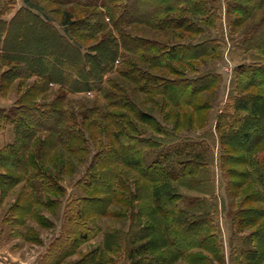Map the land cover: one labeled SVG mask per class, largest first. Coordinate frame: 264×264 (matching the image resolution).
<instances>
[{"label":"trees","instance_id":"trees-1","mask_svg":"<svg viewBox=\"0 0 264 264\" xmlns=\"http://www.w3.org/2000/svg\"><path fill=\"white\" fill-rule=\"evenodd\" d=\"M16 1L0 0V57L8 61L15 58L8 45L11 38L16 44L25 41L24 35L15 37L12 34V28L16 23L21 21L27 23V20L21 19L23 16L24 19L31 18L45 25L44 17L28 7L22 8L11 20L6 19L5 16L14 10ZM55 1L71 4L78 0ZM212 1L214 5L216 0ZM212 1L79 0L78 2L84 7L101 9L100 12L98 11V16L89 15L87 20L80 22L74 19L72 13H67L64 23L73 37L75 35L72 34V29L85 25L80 31L85 33V38L91 39L95 34L104 32V27L94 24L93 26L90 16L100 20L108 17L130 52L148 50L152 53L156 50L163 58L165 56L176 60L177 56L173 54L181 50V53L194 52L196 54L194 59H197L213 53L216 46L214 44L188 47L165 46L148 38L132 35L127 29L135 25H148L163 30L170 23L183 29L182 23L185 18L164 19L163 14L167 10L178 11L175 9L181 4H186L199 12L206 11L212 6ZM229 1L230 13H239L245 20L252 18L256 11L264 9V0ZM147 3L154 8L150 11L144 8L143 5ZM147 11L148 14L144 15L143 13ZM47 28L53 32L56 42L61 44L60 47L58 44L56 46L58 52L43 53V56L32 59L33 64L39 63L41 68L38 65L32 67L28 66V63H23L22 66L27 69L22 73H26L28 78L39 76L45 81L44 86L57 84L63 90L93 89L99 86L98 83L102 82L104 76L95 75V69L103 74L108 72L107 65L98 66V61L95 62L96 64L93 62L97 60L99 53L95 50L86 54L58 29L52 26ZM83 33H81L82 37ZM262 37H264V18L239 46L246 52L259 51L264 55V45L258 43ZM107 39L110 41L107 43L105 39V44L115 46L116 39L113 34L107 36ZM204 48L210 52L208 53ZM161 56L154 59L158 62L163 59L160 58ZM13 64L15 62H12ZM11 71L9 73L13 81L21 77L16 75L13 68ZM236 71L242 76L241 80L246 82L244 86H237V89L242 90L243 93H248L251 89H264V64H244ZM210 79L207 75L195 79L165 78L159 80L161 84L158 89L166 96H178L189 90L193 94H199L210 87L207 86ZM203 82L205 85H202ZM48 89V87L45 89L42 87L41 90L33 88L34 92L37 90L38 96ZM189 101L185 104L189 105ZM231 101L235 103L234 109L229 112L230 114L221 116L223 124L218 128L220 131L223 128L226 130L221 132L224 144L231 136L237 139L238 146L244 148L246 162L250 168L242 172L243 180H230L229 187L231 191H239L244 190L245 186L251 183L258 186L262 192L255 200L244 199L241 208L232 219L233 225L236 224L240 230L236 228L233 234L230 259L232 264H264V94H244L231 98ZM32 105L23 104L11 111L0 109V132L8 124H13L15 127L14 143L0 149V209L6 203L9 194L22 183H26L32 191V197L27 195V190L21 193L4 219V223L11 221L21 226L25 224V217L33 211L34 206L50 208L62 204V200L51 198L53 195L66 194L67 191L44 165L46 158L55 155L59 149L70 151L75 139L74 134L78 132L71 124L73 117H69L64 109ZM42 134H46V137ZM159 137H133L124 134L117 138V145H111L94 156L87 173L77 184L84 192V196L68 201L61 234L51 244L39 264H63L70 256L75 255L81 245L96 238L102 231L97 226L91 227L89 221L96 217H109L115 204H127L131 208L130 228L127 231H111L106 235L104 249L96 250L77 264L91 263L90 259L97 253L104 257L106 254L119 251L124 252L127 264H177L180 261H186L188 264L225 263L221 230L215 220V215L219 212V200L214 195V188L213 192L201 188L209 181L205 163L196 158H186L177 160L176 166H169L168 160L173 152L168 151V147L175 142L167 140L165 136V138ZM261 146L262 163H259L253 160V154L255 149ZM49 148L51 152L46 151ZM150 150L160 152L157 158L148 164L144 154ZM181 152L177 150L175 155L183 156ZM229 153V156L232 155L230 160L238 158L234 156L236 152L229 150ZM121 167L139 173L140 178L134 190H130L122 180L119 173ZM230 172L229 170L231 176L237 174ZM180 186L190 191L201 192L205 196L210 195L212 201L209 202L206 198H193L189 201L188 208H184L182 206L184 196ZM37 189H41L42 192H36ZM41 194L46 198H40ZM251 205L258 206L254 208V206L250 207ZM255 227V230L244 234V229ZM248 242L252 246L247 249L243 244ZM91 264H101V262Z\"/></svg>","mask_w":264,"mask_h":264},{"label":"rangeland","instance_id":"rangeland-1","mask_svg":"<svg viewBox=\"0 0 264 264\" xmlns=\"http://www.w3.org/2000/svg\"><path fill=\"white\" fill-rule=\"evenodd\" d=\"M17 1V8L19 6L33 7L44 17L45 25L31 18L24 19L23 16L21 19L27 20V23L21 21L12 28V34L15 37L24 35L25 41L16 44L11 38L8 45L11 53L15 54V58L8 61L0 57V109L11 111L27 103L39 107L54 106L64 109L69 117H73L71 124L78 132L73 133L75 139L70 151L59 149L55 155L46 158L44 165L67 191L66 194L53 195L51 198L62 200L61 205L50 208L34 206L33 211L25 217L26 222L22 226L11 221L4 223L10 207L21 193L27 190V195L32 197L31 189L26 183H22L9 194L6 203L0 209V264L40 263L51 244L61 234L68 201L84 196V192L77 184L87 173L94 156L111 145H117V138L124 134L147 138L160 136L159 138L166 137L169 141L173 140L175 144L170 145L169 150L167 149L173 152L168 160V165L171 167L176 166L177 160L186 158H196L205 163L204 167L209 173V181L201 188L209 192L215 189L214 195L219 200V212L215 215V220L221 230L225 252L224 264H232L231 242L236 228L240 230L236 224L233 225L232 219L237 210L241 208L240 205L244 199L255 200L262 191L251 183H248L244 190L231 191L230 180H243L242 172L248 171L250 167L246 162L244 148L236 143L237 139L231 136L224 144L221 132H226V130L223 128L220 131L218 126L223 124L221 116L234 109L235 103L231 101V98L244 94H264L262 92L264 89L260 90V88L251 89L248 93L237 89L238 85L244 86L246 82L241 80L242 76L236 71L244 64H264L263 53L246 52L239 46L258 22L264 18V9L256 11L252 18L245 20L240 17L239 13H230L229 0H216L214 5L211 0L212 6L200 12L195 8L191 9L186 4H181L176 7L175 10H178L176 12L167 10L163 18H185L182 23L183 29L171 23L163 30L148 25H135L127 29L132 35L148 38L150 41H156L165 46L188 47L205 44L216 46L213 53H209L210 50L204 48L208 50L209 55H203L197 59H194L196 55L194 52L183 51L184 56H182L179 50V53L173 52L177 58L172 60L170 57L164 56L163 58L158 55L156 50L152 53L148 50L147 52L135 51L138 54L127 50L119 32L111 25V19L108 17L100 20V18L95 19L90 16L92 25L104 27V32L95 34L94 38L84 37L85 33L80 30L85 25L72 29V34L75 35L73 37L64 23L65 16H67L65 14L72 13L74 19L81 22L87 20L89 15L98 16L101 11V9L84 7L78 2L79 0L71 4L55 0ZM143 6L149 11L154 8L149 3ZM149 11L143 14L146 15ZM47 26L58 29L86 54L95 52V50L99 53L97 60L93 62L98 61V66L104 64L108 66V72L104 74L95 69V75L104 76L102 82L98 83L99 86L93 89L78 90L76 88L63 90L57 84H52V86L47 84L45 87L43 78L39 76L28 78L26 73H22L27 69L22 66L23 63H28V66L32 67L38 65L41 68V64H33L32 59L43 56V53L58 52L59 49L56 46L60 47L61 44L56 42L53 32ZM110 34H113L116 39L115 46L104 43L105 39L109 43L110 38L107 39V36L110 37ZM258 43L264 45V37L260 38ZM158 56L163 59L157 62L154 58ZM184 58L185 60H182ZM12 62L16 65H12ZM12 68L17 76H21L16 81L10 77L9 72H12ZM204 75L210 76L211 79L208 80L207 85L210 87L199 94H193L189 90L178 96H166L158 89L161 84L159 80L165 78L195 79ZM202 85H205V82ZM42 87L49 89L38 96L37 90L34 92L33 88L41 90ZM188 101L190 104L186 105ZM14 129L13 124H8L0 132V149L14 143ZM42 136L46 137V134ZM177 150H181L183 156H176ZM229 150L236 152L234 156L238 158L230 160L232 155H228ZM46 151L51 152L52 150L49 148ZM159 152L157 150L146 151L144 154L146 163L149 164L155 160ZM262 152V146L256 148L253 160L262 163ZM229 170L237 174L231 176ZM119 173L130 190H134L140 178L139 173L126 167H121ZM180 191L184 196L182 202L184 208H188L189 201L193 198H206L209 202L212 201L210 195L205 196L201 192L190 191L184 186H180ZM36 192L42 191L37 189ZM39 197L46 198L43 194ZM253 206L255 208L258 205L250 207ZM111 212L112 215L109 217H96L89 221L91 227L101 228V233L81 245L78 252L70 256L63 264H77L96 250L104 249L106 235L111 231H127L130 228L131 208L127 204H115ZM123 215L125 216L122 217ZM255 229L256 227L244 229V234ZM243 246L248 249L252 245L248 242ZM89 262L127 264L123 251L106 254L104 257L97 253ZM177 264L188 263L180 261Z\"/></svg>","mask_w":264,"mask_h":264},{"label":"crops","instance_id":"crops-1","mask_svg":"<svg viewBox=\"0 0 264 264\" xmlns=\"http://www.w3.org/2000/svg\"><path fill=\"white\" fill-rule=\"evenodd\" d=\"M17 4H18V1H17ZM17 4L15 5V10H13L10 14H8L7 16H5V18L6 19H8V20H11L16 14H17V11H19V10H21L22 8H26V7H28V8H31L32 9V11L35 13L36 11H35V9L33 8V7H31V6H19L18 8L16 7L17 6ZM10 16V17H9Z\"/></svg>","mask_w":264,"mask_h":264}]
</instances>
